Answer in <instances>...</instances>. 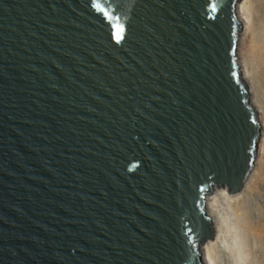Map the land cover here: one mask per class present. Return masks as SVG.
<instances>
[{
	"label": "water",
	"instance_id": "1",
	"mask_svg": "<svg viewBox=\"0 0 264 264\" xmlns=\"http://www.w3.org/2000/svg\"><path fill=\"white\" fill-rule=\"evenodd\" d=\"M236 1L0 0V264H202L259 137Z\"/></svg>",
	"mask_w": 264,
	"mask_h": 264
},
{
	"label": "bare ground",
	"instance_id": "2",
	"mask_svg": "<svg viewBox=\"0 0 264 264\" xmlns=\"http://www.w3.org/2000/svg\"><path fill=\"white\" fill-rule=\"evenodd\" d=\"M234 14L243 25L236 65L257 116L258 149L239 191L214 186L204 196L214 237L198 248L202 264H264V0H237Z\"/></svg>",
	"mask_w": 264,
	"mask_h": 264
},
{
	"label": "snow or ice",
	"instance_id": "3",
	"mask_svg": "<svg viewBox=\"0 0 264 264\" xmlns=\"http://www.w3.org/2000/svg\"><path fill=\"white\" fill-rule=\"evenodd\" d=\"M97 7H98V5H97ZM212 10L215 11V5H212ZM120 31H122V27L118 25L117 26V39L120 38V36H119Z\"/></svg>",
	"mask_w": 264,
	"mask_h": 264
},
{
	"label": "rangeland",
	"instance_id": "4",
	"mask_svg": "<svg viewBox=\"0 0 264 264\" xmlns=\"http://www.w3.org/2000/svg\"><path fill=\"white\" fill-rule=\"evenodd\" d=\"M243 31V26H242V30H241V32ZM259 138V137H258ZM257 142H258V139H257ZM257 149H258V144L256 143V148H255V156H254V158L256 157V155H257Z\"/></svg>",
	"mask_w": 264,
	"mask_h": 264
}]
</instances>
